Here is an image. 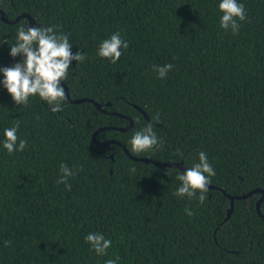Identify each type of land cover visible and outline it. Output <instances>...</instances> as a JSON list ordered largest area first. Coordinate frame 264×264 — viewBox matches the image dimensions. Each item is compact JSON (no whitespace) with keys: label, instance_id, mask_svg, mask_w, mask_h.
Masks as SVG:
<instances>
[{"label":"trees","instance_id":"16d2710c","mask_svg":"<svg viewBox=\"0 0 264 264\" xmlns=\"http://www.w3.org/2000/svg\"><path fill=\"white\" fill-rule=\"evenodd\" d=\"M0 11L35 21L0 20V264H264L261 193L226 218V194L264 190V0H0ZM28 49L21 78L59 79L105 111L59 84L23 85ZM112 112L133 126L98 141L182 161L214 187L95 144L98 128L129 125Z\"/></svg>","mask_w":264,"mask_h":264},{"label":"water","instance_id":"95a60500","mask_svg":"<svg viewBox=\"0 0 264 264\" xmlns=\"http://www.w3.org/2000/svg\"><path fill=\"white\" fill-rule=\"evenodd\" d=\"M21 17H27L28 18V21H29V27L30 29H32V26L34 25L35 21L34 19L29 15V14H22V15H19L17 16L15 19L13 20H9L7 19L4 14L0 11V20L5 22V23H8V24H12V23H15L16 21H18ZM35 35H37L38 37H40L42 43H41V47L40 49H42L44 47V44H45V40L43 38V36L39 33H36V32H33ZM33 52L32 49H28L26 50L23 55H22V58H21V62H20V66H19V71H18V78L20 80V82L23 84V85H29V80H32V79H39L41 81H43L44 83H46L48 85V87L51 89L53 87L54 84H59L63 87V95L64 97L71 103H76V104H79V103H82V102H91L93 103V105L97 108V109H100L101 111H105L104 109H102L101 105L95 101H93L92 99L90 98H79V99H70L69 95H68V92H67V86L65 85V83H63L61 80L59 79H56V78H49L47 76H29V77H25V78H21L22 76V69H23V61L25 59V57L29 54H31ZM110 103L107 102L106 103V106H109ZM135 108H137L142 114L143 116L148 120L149 118L147 117L145 111H143L140 107L136 106V105H133ZM112 114H115L117 116H121V117H124L126 119L129 120V125L127 127H123V128H120V127H102V128H98L97 130H95L93 133H92V136H91V139L92 141L95 143V144H98V145H101V146H109L111 144H116V145H119L123 151L133 160H138V161H142V162H145V163H152L153 165L157 166V167H160V168H165V167H176L184 172L187 173L188 177L190 179H192L193 181H195L196 183H198L199 185H204L203 183H201L200 181H198L194 175L192 174V172L188 169L187 166H185L183 164L182 161L180 162H163V161H156V160H153L151 158H148V157H137L135 155H132L128 150L127 148L121 143L119 142L118 140H115V139H111V140H106V141H98L96 139V135L102 131V130H109V129H115V130H119V131H128L132 128L133 126V119L131 117H128L126 115H123V114H120L118 112H112ZM111 159H113V155H110ZM205 187H208V188H213L214 186L212 185H204ZM223 193H225V191L222 189ZM253 193H261V197L257 200L256 202V208H257V211L259 212V205L260 203L264 200V190L262 188H255V189H252L250 191H248L247 193H244V194H241V195H230V194H226L227 197L229 198L230 200V206H229V209H228V212H227V216L226 218H228L230 216V213L232 212L233 210V206H234V200H239V199H245L247 198L248 196H250L251 194ZM260 213V212H259ZM260 215L263 217L264 219V216L260 213Z\"/></svg>","mask_w":264,"mask_h":264},{"label":"flooded vegetation","instance_id":"af4514ba","mask_svg":"<svg viewBox=\"0 0 264 264\" xmlns=\"http://www.w3.org/2000/svg\"><path fill=\"white\" fill-rule=\"evenodd\" d=\"M129 131V130H128ZM106 141V140H105ZM107 148H111L112 149V147L109 145V146H106ZM110 155H113L112 153L110 154Z\"/></svg>","mask_w":264,"mask_h":264}]
</instances>
